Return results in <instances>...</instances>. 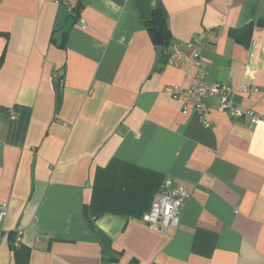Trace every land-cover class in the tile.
<instances>
[{"label": "crops", "instance_id": "obj_1", "mask_svg": "<svg viewBox=\"0 0 264 264\" xmlns=\"http://www.w3.org/2000/svg\"><path fill=\"white\" fill-rule=\"evenodd\" d=\"M154 10L166 54L207 32L204 80L259 122L214 97L207 126L181 113L166 89L191 86L195 51L164 63ZM262 17L264 0H0V264H264ZM167 179L188 198L157 232L141 222Z\"/></svg>", "mask_w": 264, "mask_h": 264}, {"label": "built area", "instance_id": "obj_2", "mask_svg": "<svg viewBox=\"0 0 264 264\" xmlns=\"http://www.w3.org/2000/svg\"><path fill=\"white\" fill-rule=\"evenodd\" d=\"M71 6L67 5V12H71ZM76 24L80 30H85L87 24L85 20L78 16ZM207 32H201L191 39L188 42H175L170 44L168 51L167 63L170 65H177L183 58L184 49H194L195 65L197 66V76L191 86L186 89H182L178 86H170L166 89L174 99L181 98V113L183 115L194 114L197 116L198 120L204 124L209 125L206 114L207 107L204 101L207 98L214 97L218 99L217 110L219 112H225L230 118L234 121H242L245 118H248L252 124H255L260 121L261 116L255 114L254 111L242 110L239 106H236L231 102L233 90L230 89L228 85L221 83H209L204 80L203 77V68L200 64L199 53L197 49L201 46L203 41H207ZM256 91V89L254 90ZM242 92L246 93L247 90L243 89ZM261 94L264 98V90L261 91ZM192 103V107L188 106V102ZM11 119H14L15 116L11 115ZM151 206L148 209L149 211L144 214L142 217V222L148 228L157 232H164L169 227H176L179 224L181 210L184 207L185 202L188 198L187 192L184 187L177 183H172V180L167 179L161 185L157 194L154 195ZM7 213V204H0V221L5 217ZM21 240V231L16 230L14 233V238L12 241V246L17 247L20 244Z\"/></svg>", "mask_w": 264, "mask_h": 264}, {"label": "trees", "instance_id": "obj_3", "mask_svg": "<svg viewBox=\"0 0 264 264\" xmlns=\"http://www.w3.org/2000/svg\"><path fill=\"white\" fill-rule=\"evenodd\" d=\"M69 3H65L66 5V9H67V5ZM71 6V12H69L68 14H70V16L74 17L75 20L77 21L78 19V16H79V6L78 4L76 6H73L71 4H69ZM152 14V19L150 20V22L147 24H145L144 27H146V29L149 31L150 35L153 37V36H159L160 38V43H161V48L164 46V44L167 45V40L166 38L168 37V29L167 27L165 26L166 23H165V20L162 18V15L160 13L159 10H154L153 12H151ZM255 23L258 25V26H262L264 27V17L262 18H259L257 21H255ZM170 45V44H169ZM166 50L163 48V51H162V57H163V62H167V58H168V54H166L165 52ZM9 237H10V240L9 241V244H10V247L13 248L15 254L18 253L21 245L19 244V246L17 247H14L12 246V241L13 238H14V233H10L9 234ZM16 258V261L15 263L16 264H28V259H29V254L26 252V253H23V254H17L15 256Z\"/></svg>", "mask_w": 264, "mask_h": 264}, {"label": "water", "instance_id": "obj_4", "mask_svg": "<svg viewBox=\"0 0 264 264\" xmlns=\"http://www.w3.org/2000/svg\"><path fill=\"white\" fill-rule=\"evenodd\" d=\"M163 48H164L165 50H167V45H166V44H164Z\"/></svg>", "mask_w": 264, "mask_h": 264}]
</instances>
